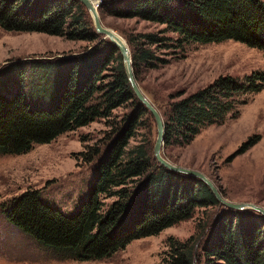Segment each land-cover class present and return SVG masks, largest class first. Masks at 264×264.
<instances>
[{"label":"trees","instance_id":"16d2710c","mask_svg":"<svg viewBox=\"0 0 264 264\" xmlns=\"http://www.w3.org/2000/svg\"><path fill=\"white\" fill-rule=\"evenodd\" d=\"M100 7L117 17L165 24L167 31L177 35L174 39L140 34L143 46L134 40L131 59L136 80L140 68L167 63L152 51V45L174 52L188 42L232 39L264 53L262 0H127L124 6L115 0ZM0 26L12 31L66 33L68 39L95 42L91 51L66 59L78 63L71 65L59 103L51 111L31 110L22 96L0 95V154L27 152L33 144L48 143L128 102L137 104L107 146L91 195L76 213L64 214L44 204L38 190H27L2 205L9 223L53 252L56 259L91 260L191 218L197 208L221 205L202 180L160 165L154 145L142 142L128 148L147 108L129 83L118 49L95 31L90 13L79 0H0ZM108 69L111 74L102 83ZM85 73L88 77L79 86L78 75ZM263 82L264 73H251L243 81L219 76L195 93L172 100L164 111V143L188 144L206 126L223 122L239 93L257 92ZM100 152L93 149L86 161ZM101 196L116 199L103 209ZM170 247L166 264H192L197 255L202 264H264V216L251 209L224 207L199 254L191 238Z\"/></svg>","mask_w":264,"mask_h":264},{"label":"rangeland","instance_id":"374dc122","mask_svg":"<svg viewBox=\"0 0 264 264\" xmlns=\"http://www.w3.org/2000/svg\"><path fill=\"white\" fill-rule=\"evenodd\" d=\"M97 1L102 24L126 41L130 54L134 51V40L140 45L143 42L140 34L177 37L166 30L165 24L117 17L100 7L115 0ZM125 1L120 0L121 6ZM94 43L68 39L66 33L12 31L0 26V95L8 99L22 96L31 110L51 111L59 103L71 65L78 63L66 59L91 51ZM150 47L167 63L153 69L140 68L136 81L163 122L164 111L172 100L195 93L219 76L229 75L243 81L251 73H264L263 51L232 39L205 44L188 42L174 52L161 51L155 45ZM109 69L102 74V83L108 80ZM87 77V73L79 74L78 85ZM235 103L223 122L206 126L188 144L164 143L161 152L173 164L202 172L226 200L264 208V82L257 92L239 93ZM135 105V101L128 102L111 110L108 116L97 117L48 143L33 144L27 152L0 154V264H166L170 246L190 238L197 254L200 253L209 228L226 207L221 203L197 208L191 218L134 239L107 257L91 260L56 259L53 252L9 223L1 211L2 205L13 197L27 190H38L44 204L64 214L76 213L91 195L96 168L107 146L125 126ZM156 134L154 118L146 109L128 148L142 142L152 146ZM93 149L101 152L87 162ZM101 199L105 209L116 198L101 196ZM197 256L192 264H202L203 260Z\"/></svg>","mask_w":264,"mask_h":264},{"label":"water","instance_id":"95a60500","mask_svg":"<svg viewBox=\"0 0 264 264\" xmlns=\"http://www.w3.org/2000/svg\"><path fill=\"white\" fill-rule=\"evenodd\" d=\"M79 1L89 11L92 21H93L95 31L98 34H101L103 39H108L118 49L123 59L125 73L127 75V78L129 80V83L135 95L139 99L140 103L143 104L150 111V113L152 114L154 118L156 129H157V134H156V139H155L154 146H153V153H154V157L156 161L160 165H163L164 167L172 171L182 173L185 175H189L191 177H196L202 180L213 192L215 198L224 206L230 209H234V210L251 209V210L261 213L264 216V208H262L261 206H258L253 203H245V202L239 203V202H231V201L226 200L225 198L222 197V195L218 191L217 187L213 184V182L202 172L173 164L172 162L168 161L163 156L161 149H162V145L164 144V132H165L164 122L158 110L148 100V98L145 96V94L142 92V90L138 86V83L133 74L131 54H130V50H129V47L126 41L117 32H115L114 30L110 28L105 27L102 24L97 7H96L97 2H98L97 0H79Z\"/></svg>","mask_w":264,"mask_h":264}]
</instances>
